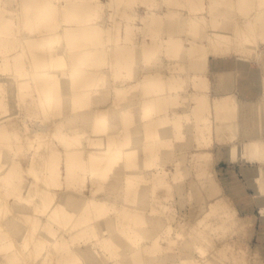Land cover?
<instances>
[{
  "label": "bare ground",
  "instance_id": "bare-ground-1",
  "mask_svg": "<svg viewBox=\"0 0 264 264\" xmlns=\"http://www.w3.org/2000/svg\"><path fill=\"white\" fill-rule=\"evenodd\" d=\"M263 44L264 0H0V264H113L124 250L133 264H158L162 241L174 247L181 234L166 225L150 235L127 206L111 215L114 199L134 203L150 187L169 209L188 167L174 147L191 142V165L209 181L215 141L229 160L256 163L247 182L233 173L231 190L255 200L264 222L262 108L212 98L197 73L212 53L263 62ZM211 205L238 219L226 200ZM198 252L180 264H210Z\"/></svg>",
  "mask_w": 264,
  "mask_h": 264
},
{
  "label": "rangeland",
  "instance_id": "rangeland-1",
  "mask_svg": "<svg viewBox=\"0 0 264 264\" xmlns=\"http://www.w3.org/2000/svg\"><path fill=\"white\" fill-rule=\"evenodd\" d=\"M232 57L234 58V56ZM134 69H137V67ZM142 70L144 68H140V71ZM105 72L108 73V70L106 69ZM112 88L113 83L109 81L105 89L110 91ZM65 100V102H68L69 99L66 97ZM106 100H112V98L110 99L107 96ZM129 101L130 99L126 98L124 103H129ZM112 102L108 109L111 110L112 114L116 111L115 116H117L118 110L114 107L115 104L112 106ZM133 105L135 106V103ZM134 110H137L138 114V109H131L133 112ZM213 149L215 150L216 157L223 154V150L218 145H215ZM194 150L195 147L192 145V142L182 150L177 149V146L174 147L176 155L184 152V155L180 158L184 159V163L188 164V167L186 168V172L183 171L182 181L177 184L172 183L173 189H171L170 199L163 201L169 209L163 211L161 199H156V202L153 199V194L150 192V187H142L138 189L134 203H128L122 200L120 196L114 199V211H112L111 215H115L124 206H127L125 208L139 210L145 214V218L148 221V229L150 230L149 234L152 236H158V234L162 236L165 234V232L163 233V227L166 225H173L175 227L174 230L176 233L179 232L181 234L178 239V244L174 247L167 246V243L162 241L164 248L158 256V264H180L185 257V253H188L190 257L199 259V247L207 251L211 261L210 264H258L259 256L258 254L252 253L247 242V239L253 235L256 216L253 214L241 215L239 213L235 198L227 193L224 184L218 177L215 166L219 161H215L211 166L212 175H214L213 181H209L200 174H196V168L191 165L192 163L190 161L192 160ZM141 156L143 157L144 155L141 154ZM216 157H214V160H216ZM177 162V158L174 157L172 163H167V167L171 169L169 170L170 176L175 172ZM249 166L252 169L256 166V163L250 164ZM200 176L202 177L201 179ZM114 178L115 175L111 177L110 183ZM193 181L194 185H192ZM193 186H197V188H193ZM176 187H182V189L177 190ZM85 190L86 192L80 193V196H85L90 193L88 191L89 188ZM160 191L162 192L163 190ZM220 198L226 200L229 207L235 210L237 220L226 217L223 213L225 208L220 209L216 207L212 209L211 204ZM154 203L159 208L156 212L152 211V205ZM258 206L260 205L258 204ZM158 222L160 223L158 224ZM224 252L226 253L224 254ZM131 254L132 250H124L122 256L118 258V262H113V264H133Z\"/></svg>",
  "mask_w": 264,
  "mask_h": 264
},
{
  "label": "crops",
  "instance_id": "crops-1",
  "mask_svg": "<svg viewBox=\"0 0 264 264\" xmlns=\"http://www.w3.org/2000/svg\"><path fill=\"white\" fill-rule=\"evenodd\" d=\"M102 1L107 3L108 0ZM135 8L137 10L136 14L140 17L143 15L142 13L147 10L141 5H136ZM165 9L166 8L162 3L159 7H156L159 14H163ZM137 24L142 25V21H137ZM163 35H168V32H164ZM261 48L264 49V44L261 45ZM232 56H234V58ZM207 59V70L197 71V73L207 79L208 93L211 97L218 98L233 95L238 101L241 111H243L245 105L247 104L256 105L258 103V105L262 108L264 116V61H256L254 59L248 60L240 58L236 54L221 56L215 53H212ZM163 63L167 64L168 62L164 60ZM250 71L256 73L258 78L253 77L250 79L247 77L246 74ZM166 72L168 71L165 70V73ZM191 82H188L185 88L186 90L192 89ZM215 122H218V120L216 119ZM253 125L255 128V124ZM245 132L246 124L243 118V122L241 119L240 135L244 136ZM215 145H218L220 149L223 150V154L221 153L222 155L217 157L214 150V157H216V161H219L216 164L215 169L218 177L224 184L227 193L231 194L233 198H235L236 205L241 215L253 214L256 216L253 235L251 238L247 239V242L252 253L258 254V264H264V222L261 220L260 207L257 203H255V201H251V204H249L243 198L236 196L231 190L233 173H237V175L246 182L247 175L250 172L249 170H251L249 168L250 164L249 162L229 160L227 144L225 145L215 141L214 146ZM246 192L250 194L254 193V190L247 186Z\"/></svg>",
  "mask_w": 264,
  "mask_h": 264
}]
</instances>
